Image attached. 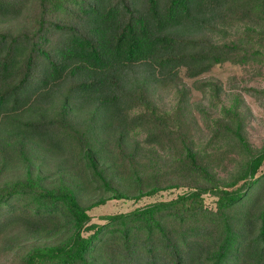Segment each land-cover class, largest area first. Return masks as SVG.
<instances>
[{
    "label": "trees",
    "instance_id": "16d2710c",
    "mask_svg": "<svg viewBox=\"0 0 264 264\" xmlns=\"http://www.w3.org/2000/svg\"><path fill=\"white\" fill-rule=\"evenodd\" d=\"M226 61L264 63V0H0V264H264V143L156 103Z\"/></svg>",
    "mask_w": 264,
    "mask_h": 264
},
{
    "label": "rangeland",
    "instance_id": "374dc122",
    "mask_svg": "<svg viewBox=\"0 0 264 264\" xmlns=\"http://www.w3.org/2000/svg\"><path fill=\"white\" fill-rule=\"evenodd\" d=\"M180 78L179 86L185 90L179 92L175 87H162L156 95V103L161 110L172 112L183 100L186 123L195 131L196 141L203 143L208 138L206 124L209 119L230 118L231 115H226L222 108H235L247 140L257 147L264 143V63L250 61L240 64L226 61L216 64L208 72L195 78L186 77L184 70H181ZM156 157L159 167L164 169L169 162L165 154L159 151ZM263 171L264 162L258 174ZM185 190L184 187L165 190L139 200H109L88 212L91 222L101 224L105 222L102 218L105 215L127 212L157 200L171 199ZM204 203L208 207H215V197L204 195Z\"/></svg>",
    "mask_w": 264,
    "mask_h": 264
}]
</instances>
